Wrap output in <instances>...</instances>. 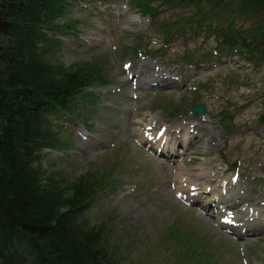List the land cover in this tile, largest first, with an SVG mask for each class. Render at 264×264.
Segmentation results:
<instances>
[{
  "label": "rangeland",
  "instance_id": "rangeland-1",
  "mask_svg": "<svg viewBox=\"0 0 264 264\" xmlns=\"http://www.w3.org/2000/svg\"><path fill=\"white\" fill-rule=\"evenodd\" d=\"M67 3L56 23L73 22L74 30L44 32L57 44L43 59L66 69L98 67L107 83L83 90L93 91L94 103L82 92L73 96L76 119L57 120L63 131L50 128L69 144L41 149L37 167L49 178L41 181L97 182L83 218L121 264H264V226L235 237L219 218L225 208L251 216L250 207L264 218V38H253L264 26L254 30L259 22L241 0ZM153 76L175 83L151 85ZM194 104L204 113H192ZM192 120L214 130L212 141L200 135L173 145L168 134L159 144L179 158L141 140L181 125L185 142ZM64 191L59 200L73 193ZM208 200L225 207H200ZM42 201L52 212L64 209L61 201Z\"/></svg>",
  "mask_w": 264,
  "mask_h": 264
},
{
  "label": "trees",
  "instance_id": "trees-1",
  "mask_svg": "<svg viewBox=\"0 0 264 264\" xmlns=\"http://www.w3.org/2000/svg\"><path fill=\"white\" fill-rule=\"evenodd\" d=\"M67 1L0 0V264H121L106 246L102 231L83 218L89 200L97 194V182L94 186L84 180V185L68 187L54 180L45 183L49 178L42 177L37 167L42 148L68 142L50 133L54 127L63 131L51 117L62 114L76 119L71 98L82 92L86 100L92 95L83 92L86 87L105 84L98 67L66 69L43 59L57 44L44 32L74 30L73 22L56 23ZM240 5L259 22L253 29H262L264 0H241ZM139 7L151 20L155 18L147 6ZM253 38H264V29ZM224 39L231 44L227 35ZM66 189L73 193L59 200ZM42 199L61 201L64 209L52 212Z\"/></svg>",
  "mask_w": 264,
  "mask_h": 264
},
{
  "label": "bare ground",
  "instance_id": "bare-ground-1",
  "mask_svg": "<svg viewBox=\"0 0 264 264\" xmlns=\"http://www.w3.org/2000/svg\"><path fill=\"white\" fill-rule=\"evenodd\" d=\"M165 75L167 76V74H165ZM153 77L154 78L149 82L151 85H169V84H172L173 82L175 83V81H172L171 78L164 79V78H158V76H153ZM131 80L132 79H130V81ZM177 125L178 124H176V126ZM186 126H187L186 129H187V132H188L187 133L188 134V136H187L188 138H187V140L185 142H183L184 140L182 142H180L178 140V135H177V133L180 132L179 130H181V131L185 130V126L182 127L181 125H178V127H180L179 130L178 129L177 130H172L171 132H170V129L172 128L171 126L169 128H167V130H166V128H163L161 133L158 134V135H159V137H161V135L163 134L162 138L163 137L167 138L168 134L170 135L173 132L175 134V139H174L172 144L173 145H176V144L178 145L179 144L181 146H184V144H187V143L189 144V142L192 141L193 137L196 138V137H199L200 135H202V136L204 135V137L207 139L208 142L212 141V135H214V130L213 131L212 130L209 131L207 129L205 130V128H201L200 123L199 122L196 123L195 120H192V122L189 125H186ZM188 126H190V127H188ZM144 133L145 132H143V135H144ZM141 140H144V142L146 144H148L149 146L153 145V149H154V147L157 146L158 149H156V151L158 153H160L161 155H163V157L166 156L168 158H175V157L179 158V155L176 154L175 152H173L172 149H167L166 150L165 148L161 147L159 143H160V141L162 139L158 138L157 136L156 137L154 136L153 138L151 137V138L146 139V140L144 139V136H143V137H141ZM229 189H228V193L231 194ZM214 195H213V197H214ZM215 199L217 201V200H219V197H217ZM213 201L216 202L215 200H213ZM208 202H211V200L208 201ZM250 209H253V214L251 216L249 215V212H248V214L245 217H241L240 218L237 215V213H239V209H237L236 211H232V210H228V208H225V211H232L233 213H235V216L232 219L229 220V224H230L229 227H230L231 230H236V231L240 229L236 233L237 236H242L243 237L244 235H248L249 233H252V232H249V230H252V231L259 230L260 227L264 226V218L261 216L260 210L259 209H255V208H251V207L249 209H247V210L249 211ZM254 214L257 215L256 220H255V218H253ZM252 220H255L254 223H253L254 225H250L249 224L250 223L249 221H252ZM255 222H258V223H255Z\"/></svg>",
  "mask_w": 264,
  "mask_h": 264
},
{
  "label": "water",
  "instance_id": "water-1",
  "mask_svg": "<svg viewBox=\"0 0 264 264\" xmlns=\"http://www.w3.org/2000/svg\"><path fill=\"white\" fill-rule=\"evenodd\" d=\"M204 111V107L202 105L194 106L192 112L194 113H202Z\"/></svg>",
  "mask_w": 264,
  "mask_h": 264
}]
</instances>
